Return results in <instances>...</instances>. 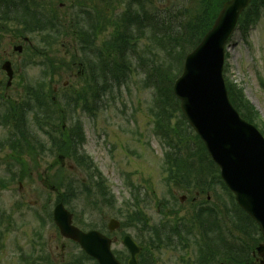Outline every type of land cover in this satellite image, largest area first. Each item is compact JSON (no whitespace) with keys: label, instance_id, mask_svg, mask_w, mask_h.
Here are the masks:
<instances>
[{"label":"rangeland","instance_id":"1","mask_svg":"<svg viewBox=\"0 0 264 264\" xmlns=\"http://www.w3.org/2000/svg\"><path fill=\"white\" fill-rule=\"evenodd\" d=\"M38 1L41 6L37 11L52 19L53 7L47 4V0ZM80 1L72 0L70 3H61L60 6L63 9L59 8L60 15H64L66 20L74 17L79 12L80 5L78 2ZM91 1L83 0L82 11L87 6L92 12L94 7ZM113 1L116 4L114 7L117 8L108 16L109 24L105 30L98 32L95 46L98 49L106 46L105 55H107L108 50H113L112 62L122 63L130 71L127 83L121 88H115L112 94L104 98L96 117H91L81 109L72 112L71 108L63 106L64 118L60 108L54 109L58 129L65 122L67 131L77 134L83 126L85 132L83 152L92 161L93 174L95 173V175L91 179L89 172L76 166L72 160L65 162V168L62 171H59L60 165L53 166L54 169H51V165L57 160V152L52 156H46L44 162L41 161L40 167L34 168V158L32 159L27 150L23 149L20 151L19 157H22V160L30 166L31 180L24 183L7 184L2 188L1 182L6 183L8 179L5 165L8 162L15 166L20 164L11 158L9 149L6 148L4 151L0 149V212L3 215V218L0 219V264H21L18 255L19 250L30 249V242L37 238L35 237L37 231H40V223H44L47 217L48 212L42 213L45 212L42 209H53L56 198L60 195L65 198L68 203L67 206L69 205L68 207L74 213L82 215L86 225L96 227L107 225L112 219L124 223V218L127 216L124 213L132 211V209L126 210L128 203L133 205L131 203L134 199L132 195L134 188H130L133 186L141 190L137 191V194L141 192L140 207L146 212L151 224L160 225L163 222L168 227L177 225L176 218L173 216L164 217L163 214L165 215L166 211L163 213L158 207L159 203H170L171 185L168 184V175L164 172V167L166 156L168 152L172 151V148L167 144L164 136L158 135L157 124L150 111L153 107L158 106V109L161 106L158 101L156 102V91L152 89L155 85L153 77L159 75L156 72L157 67L163 66L171 72L173 70L176 72L180 70L181 66H177L174 56H166V51L157 46L151 34L143 35L136 30L135 40L130 35L126 39L118 38L117 25L119 28L122 25L117 20L129 10V5L135 3L134 1H139L138 4L136 3L138 9L140 12L146 13L143 16L148 15L150 19L147 21L156 15L159 16V21L162 22L159 24L160 27L157 26L156 20L153 21L156 23V30L162 31L164 29L169 35L176 36L184 27V38L181 39V45L187 48L190 43L188 22L199 15L200 0ZM137 12L133 11L132 13L137 14ZM92 17L93 20H91L90 25L95 24L94 18L96 16L92 15ZM98 28L100 29V27ZM244 29L238 27L228 43L224 75L226 83L230 82L241 90L246 101L257 111L260 119L257 128L261 132L262 123H264V14L261 13L252 26ZM17 31L22 32L20 36L15 35ZM25 38L28 39L29 43L24 41ZM40 41L38 34L25 32V28H18L11 23L8 30L2 31L0 29V96L2 100L5 97L10 103L20 102L19 104H21L24 95L23 87L25 86L23 84L35 85L45 77L44 67L48 63L47 58L35 57L29 49L30 46L42 49L39 45ZM67 42L74 41L69 39ZM19 45L24 49L21 54L14 52V47ZM174 49L179 51L180 47L174 44ZM114 50L116 51L114 52ZM48 56L49 58L57 56L68 59L67 54L58 46ZM6 60L12 62L15 70V80L9 90H6V74L1 70V66ZM48 72H50L51 78L50 80L47 79L48 84L45 81V85L49 87L51 83L53 90L57 89L58 96L56 98L58 102L64 103L63 86L67 84L71 89H76L80 85L79 80L76 79L78 70H74L71 74L69 71H63L62 76L56 75L53 78L52 71ZM149 76L152 81L146 84ZM53 98L55 97L51 95L50 101ZM48 104L50 105L51 102ZM6 106L8 105L4 104V107ZM48 108L50 107L48 106ZM51 110L53 112V109ZM123 113L126 114L125 117L122 116ZM171 117L170 122L168 121L170 129L167 130V134L176 144L180 145L181 130L175 127L180 114L177 111L175 113L172 111ZM32 130L41 139L44 137L41 135L44 131L50 132L47 128L39 127H33ZM6 134L5 129L0 127V142L5 140ZM194 135L190 134L187 143L182 147L183 154H187L190 144L195 145L197 143ZM78 150L82 151V148ZM47 169L50 171L47 172ZM197 179V176L194 177L193 181L190 180L192 182L186 179L188 185L185 184V186L195 184ZM51 187H54L55 191H51ZM104 191L115 199V208L109 207L107 201L103 203L104 198L102 196L107 194ZM190 192V194L187 193L188 197L184 203V205L186 204L184 208H179L182 219L186 221L193 216L190 203L196 195L195 189L190 190ZM215 192H218L223 201L227 200L221 186H216ZM176 195L179 198L186 195V192H182L179 188L176 190ZM111 196L108 201H112ZM216 198V195L211 194L208 202L213 204ZM172 205L171 211L178 210V206ZM167 214L170 215L168 211ZM49 222L47 224L52 223L50 220ZM191 227V225L188 226V228ZM140 228H142L140 225H136L127 230V234L134 238ZM48 233L47 231V236ZM47 236L44 238L46 239ZM189 247H186V250L181 245L176 251H166L163 263L180 264L179 261L181 263L183 260L191 261L194 256L191 254L194 253V248L190 249ZM254 264H259V261L255 259Z\"/></svg>","mask_w":264,"mask_h":264},{"label":"trees","instance_id":"2","mask_svg":"<svg viewBox=\"0 0 264 264\" xmlns=\"http://www.w3.org/2000/svg\"><path fill=\"white\" fill-rule=\"evenodd\" d=\"M70 1L72 0H47V4L53 7L52 12L54 13L53 18L50 19L46 14L37 11L41 6L37 0H0V27L5 28H2V30H8L6 27L9 28L11 23V25L13 24L18 28H25V32L39 35L41 39L39 45L43 49L35 47V56H43L47 52V48H51L53 43L73 38L77 42L76 47L82 53L86 64L84 66L86 71L85 80L82 77L83 85L80 84L76 89L65 91L64 103L58 102V104H54L50 101L51 95L52 97H57L58 95L54 92L51 84L49 87L45 85L44 80L35 85L25 84L21 104H19L20 102L13 104L9 100L4 103L8 106L2 107L3 109L0 111V124L7 129V136L5 143H1V148H8L11 158L21 166V175H18L15 171L17 167L8 164L9 174L12 178L16 176H31L30 166L22 160V157H19L20 151L25 149L28 155L35 160L34 168H39L41 161L46 156H52L57 152L66 158H73L89 172L92 179L93 175H95V173L93 174L94 166L90 158L83 152L85 142L83 126L77 134L70 133L67 130L62 132L56 125L54 109L60 108L62 112V105L66 104L72 109V112L81 109L88 115L95 116L101 104H103L104 98L112 94L115 88L124 86L130 75V71L125 65L112 62L114 57L113 50H108L107 55H105L106 46L99 47V49L95 46L98 32L105 30V27L109 24L108 16L117 8L114 7L116 6L114 1L97 0L94 2L92 0L91 3L94 8L92 7L91 12L87 6L82 11L84 2L81 0L78 2L80 5L78 8L79 12L71 19L66 20L59 13V5L61 3H70ZM227 1L200 0L199 15L189 21V24L187 23L190 29V43H187V48L181 45V39L184 38V27L176 36L169 35L164 29L162 31L156 30V23H153V21L156 20L157 26L160 27L159 24L162 22L159 21V16L156 15L147 21V19H150L148 15L143 16L146 13L140 12L138 9L137 4L139 1H134L135 3L131 6L129 5V10L117 20L122 25L121 28L117 25L118 38L126 39L130 35L135 40L136 30L143 35L151 34L157 46L166 51V56H174L177 66H181L180 70L176 72L174 70L171 72L169 69L163 68V66L157 67L156 72L159 75L158 77H153V83H155L153 87L161 106L158 110L154 109L152 111V116L157 124L159 134L164 136L167 144L172 148V151L167 154V162L164 169L168 175V184H171L176 189L181 188L182 191L195 189L204 198V202L197 206L193 205V216L190 220L177 219L175 228L169 233H163L158 239H167L168 241L178 239L180 242H186L188 240L193 241L194 236L201 249L198 264H254L255 259L252 253L262 242L258 227L238 207L232 193L222 182L219 169L211 161L203 143L196 135L194 137L197 143L195 145L190 144L187 154H183L182 147L187 143L190 134L194 133L181 114L179 102L173 94V85L182 73L186 55L193 51L210 31ZM35 4L37 5L35 6ZM133 11L138 12L134 14L132 13ZM261 13L264 14V0H252L251 6L240 19V28L247 29L252 26ZM92 15L96 16L94 25H90L91 20H93ZM102 19L104 20L100 23ZM174 44L180 47L179 51L174 49ZM67 49L72 52L73 62H75L76 52L74 46L67 45ZM45 55L47 57V54ZM71 65L72 63L67 64L65 61H61L59 66H52V71L61 75L62 70L68 71ZM150 81H152V78L149 76L148 82ZM227 87L230 99L242 117L249 123L258 124L260 121L259 115L253 106L246 101L243 92L230 82H227ZM49 102H51L50 105L48 104ZM51 109H53V112H51ZM172 111L174 113L177 111L180 114L175 126L181 130L179 135L180 145L176 144L167 134V130L170 129L169 122L172 119ZM262 125V132L264 133V123ZM32 127L53 130H56L55 128L57 127V131L47 133L46 136L49 141L44 142L36 139L34 132L31 131ZM80 148H82V151L78 150ZM195 176L198 177L196 183L185 186L187 184L186 179L193 181ZM216 186L222 187L227 197L226 201H223L218 192H215ZM171 193L174 195L173 192ZM211 194L217 196L213 204L207 201V197ZM174 214L179 217L178 212ZM126 218L129 224L133 225H146L149 223L148 217L141 210L129 213ZM180 224L184 226L192 225V228L182 229ZM197 226L200 231L197 230L200 233L198 236L192 231Z\"/></svg>","mask_w":264,"mask_h":264},{"label":"water","instance_id":"3","mask_svg":"<svg viewBox=\"0 0 264 264\" xmlns=\"http://www.w3.org/2000/svg\"><path fill=\"white\" fill-rule=\"evenodd\" d=\"M250 3L251 0H230L223 6L213 28L186 57L183 73L174 84V94L181 102L187 121L221 168L222 177L236 195L238 204L258 223L264 238V137L235 110L224 79L227 42ZM16 51L22 52V48ZM3 70L11 86L12 65L5 63ZM55 221L66 237L80 242L86 250L95 248L90 240L101 238L98 233L84 235L72 227V215L63 205L56 208ZM117 226L118 223L112 221L110 227ZM125 240L134 253L131 263H136L137 246L129 237ZM102 247L108 252L109 242L106 240ZM257 252L264 264V243ZM93 256L102 264L112 263L105 254Z\"/></svg>","mask_w":264,"mask_h":264},{"label":"flooded vegetation","instance_id":"4","mask_svg":"<svg viewBox=\"0 0 264 264\" xmlns=\"http://www.w3.org/2000/svg\"><path fill=\"white\" fill-rule=\"evenodd\" d=\"M75 68L79 72L78 75H81L82 64H74ZM42 211L50 212L52 214L51 219L53 220L54 208H44ZM39 226L40 231H37L35 236L37 238L30 242V249H21L18 252L21 264H101L98 259L92 257L79 243L62 236L54 223H40ZM76 226L85 233L91 231L102 233L111 241L110 252L114 259L120 264H129L132 254L124 245V236L121 235L120 230L111 231L108 225L93 226L88 230H85L82 225ZM47 231L49 232L48 236ZM44 236H47V238L45 239ZM120 237L122 238L120 239ZM135 242L141 249L138 264H165L163 260L167 250L166 245L162 242L155 239L135 240Z\"/></svg>","mask_w":264,"mask_h":264}]
</instances>
